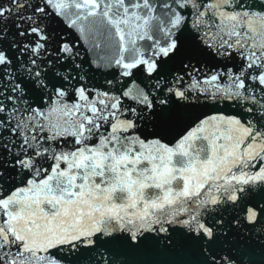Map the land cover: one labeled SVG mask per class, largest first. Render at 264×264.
Returning a JSON list of instances; mask_svg holds the SVG:
<instances>
[{
    "label": "snow or ice",
    "instance_id": "1",
    "mask_svg": "<svg viewBox=\"0 0 264 264\" xmlns=\"http://www.w3.org/2000/svg\"><path fill=\"white\" fill-rule=\"evenodd\" d=\"M0 264H264V0H0Z\"/></svg>",
    "mask_w": 264,
    "mask_h": 264
}]
</instances>
